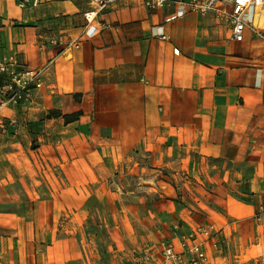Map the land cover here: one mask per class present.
Returning <instances> with one entry per match:
<instances>
[{
  "label": "crops",
  "instance_id": "crops-1",
  "mask_svg": "<svg viewBox=\"0 0 264 264\" xmlns=\"http://www.w3.org/2000/svg\"><path fill=\"white\" fill-rule=\"evenodd\" d=\"M91 8L0 0V62L55 59L32 101L0 114V264L159 260L207 225L210 264H264V41L181 6L125 0L88 24ZM245 17L264 33V9ZM130 167L159 207L124 209Z\"/></svg>",
  "mask_w": 264,
  "mask_h": 264
},
{
  "label": "built area",
  "instance_id": "built-area-1",
  "mask_svg": "<svg viewBox=\"0 0 264 264\" xmlns=\"http://www.w3.org/2000/svg\"><path fill=\"white\" fill-rule=\"evenodd\" d=\"M122 1L125 0H91L92 8L84 14L87 23L91 24L98 14ZM140 1L152 11L181 6L191 12L213 13L218 19L225 20L231 25L235 41L242 42L247 31L253 32L264 41V33L248 22L245 17L250 8L264 9V0ZM227 4L231 5V10L226 9ZM54 62L55 59L41 68L21 67L14 56L0 62V114L5 109L31 102L34 91L43 87L44 75ZM0 126H3L2 122ZM214 233L213 225L198 228L185 238L182 243V252H176L171 245L164 243L160 247L159 260L158 252L146 247L134 255V264H210L204 248Z\"/></svg>",
  "mask_w": 264,
  "mask_h": 264
},
{
  "label": "rangeland",
  "instance_id": "rangeland-1",
  "mask_svg": "<svg viewBox=\"0 0 264 264\" xmlns=\"http://www.w3.org/2000/svg\"><path fill=\"white\" fill-rule=\"evenodd\" d=\"M133 169L134 168L132 167L120 168L119 173L116 174L117 177L122 178L121 183H116V188L118 189L119 194L122 195V199H120V202H122L124 209L125 207L133 208L137 206H144L152 210L154 205L158 206V204H160L161 202V198L156 199V197H154L153 191H150V188L155 187V184L143 183V181H140L139 178H141L142 180L143 176H140L139 173L137 171H133ZM140 182L142 183L141 186ZM148 192H150V194ZM143 194L144 198H141V195ZM99 230L102 231L101 234L99 233V236H101L102 239L106 238L105 230Z\"/></svg>",
  "mask_w": 264,
  "mask_h": 264
}]
</instances>
